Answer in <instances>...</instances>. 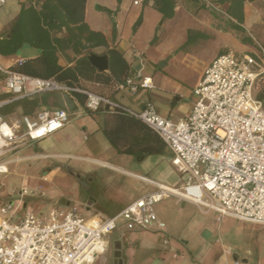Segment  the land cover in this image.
<instances>
[{
  "label": "crops",
  "instance_id": "crops-1",
  "mask_svg": "<svg viewBox=\"0 0 264 264\" xmlns=\"http://www.w3.org/2000/svg\"><path fill=\"white\" fill-rule=\"evenodd\" d=\"M173 1V16L168 19L159 11L157 0H86L83 22L66 20L67 25L50 31L52 39L58 41L54 44L57 65L72 71L76 79L74 87L58 82L107 97L136 111L144 110L151 103L160 116L175 123L187 118L195 103L194 90L216 58L228 53L240 57L262 54L264 0H246L240 23L229 15L231 4L228 2ZM208 2L217 5L220 11L211 9ZM43 3L44 0H7L0 12V38H10L11 28L23 8L41 10ZM114 48L129 65L126 79L140 73L142 78H151L153 88L133 93L124 87L126 79L119 82L111 77L108 51ZM136 53L141 59L135 57ZM91 55L107 56L109 69L98 70L90 62ZM41 56V49L25 44L14 56H0V64L14 68L22 61L37 60ZM190 67L195 68L196 76L189 83L180 73ZM1 91L8 93L4 87ZM73 93L78 92L37 94L38 107L29 117L58 109L68 112L70 123L47 139L35 142L33 157L55 160L53 167L43 171H47L49 181L66 171L95 187L96 190L90 189L96 193L79 201L77 208L83 215L114 218L136 200L155 192L156 187L141 181V177L166 187L182 184L184 176L173 165V154L158 135L140 123H121L108 107L88 110L86 96ZM3 117L12 124L20 122L24 114L19 107L15 113ZM107 131L116 132L119 146L134 152L154 151L157 138L158 152L142 158L122 153L110 141ZM173 199L174 205L182 209L176 217V227L167 231L168 247L164 243L162 247L158 245L155 238L160 236L163 242L162 235L147 231L111 236V242L126 238L132 243V264H161L158 260L165 261V252L171 250V243L180 250L173 253L178 254L177 258L172 254L174 259L185 253L191 258L181 264H224L228 250L232 252L230 257L240 260L241 264H264V226L233 218L218 223L217 214H203L192 203ZM194 218L199 220L198 224H193ZM107 257L103 258L105 264ZM171 264L174 263L171 261Z\"/></svg>",
  "mask_w": 264,
  "mask_h": 264
},
{
  "label": "built area",
  "instance_id": "built-area-1",
  "mask_svg": "<svg viewBox=\"0 0 264 264\" xmlns=\"http://www.w3.org/2000/svg\"><path fill=\"white\" fill-rule=\"evenodd\" d=\"M6 2L0 0V12ZM208 6L220 11L212 2ZM135 57L141 59L139 53ZM0 74L5 90L14 97L78 92L86 96L88 110L108 107L134 116L166 144L173 154V165L184 176L176 187L141 177L156 191L136 200L114 218H86L76 207L55 208L48 216H38L26 209L23 199L34 193L22 186L13 193L18 196L16 205H0V264H96L108 253L111 236L121 227L130 232L160 234L168 247L166 224L160 221L155 206L169 198L215 213L219 222L233 218L264 226V103L256 96L264 80V50L260 56L228 53L216 58L194 90L191 114L177 123L160 116L151 103L136 111L107 97L54 79L27 76L1 64ZM124 87L133 93L153 88L151 78H142L140 73L127 78ZM69 123L70 116L64 109L44 112L36 118L24 116L12 124L0 115V175L8 174L6 157L21 131L22 137L40 142ZM231 255V250L225 252L224 264H241Z\"/></svg>",
  "mask_w": 264,
  "mask_h": 264
},
{
  "label": "trees",
  "instance_id": "trees-1",
  "mask_svg": "<svg viewBox=\"0 0 264 264\" xmlns=\"http://www.w3.org/2000/svg\"><path fill=\"white\" fill-rule=\"evenodd\" d=\"M245 1L246 0H221V3L224 4L228 2L231 4L228 9V13L233 19L238 20L240 23L243 21V7ZM85 3L86 0H44L41 10L34 9V7L27 9L23 8L18 19L11 28L10 38H0V56H14L25 44L41 49L42 56L40 58L37 60L22 61L11 69L15 72L34 78L56 79L61 83L74 87L75 85L73 82H75L76 79L73 76V72L63 70L57 65L55 57L56 48L54 44L58 43V41L56 39H52L50 31L59 30L61 27L67 25L66 20L71 23L83 22ZM173 6V0H157V7L163 14L164 18L169 19L173 16ZM139 24L140 22L137 23L135 29L139 26ZM236 27L240 28L239 26ZM108 54L111 77L119 82H123L126 77H128L129 65L125 61L122 54L115 48L110 49ZM263 83L264 80L259 83L258 87ZM73 94H77L78 96V93ZM36 95L37 94L30 96L32 98L24 97L23 99L14 100L12 94L0 91V115H11L16 112L17 108L20 107L23 110L24 116H33L39 104V99ZM256 96L257 99L264 103V89L261 92L256 93ZM6 101L10 102L4 104ZM111 112L119 117L121 123H124L125 121L136 122L153 131L141 120L123 112L122 110L116 109ZM115 134L116 132L114 133V131H107V136L110 141L122 153L136 155L138 158H142L148 153L158 152L156 149L158 143L157 138H155L154 151L147 149V151L143 152H134L129 148L120 147Z\"/></svg>",
  "mask_w": 264,
  "mask_h": 264
},
{
  "label": "rangeland",
  "instance_id": "rangeland-1",
  "mask_svg": "<svg viewBox=\"0 0 264 264\" xmlns=\"http://www.w3.org/2000/svg\"><path fill=\"white\" fill-rule=\"evenodd\" d=\"M182 70L183 73H180L181 77L189 83L192 82L196 76L195 68L190 67ZM2 87H4V76L0 74V91ZM263 89L264 83L258 87L257 93L261 92ZM23 133L24 131L20 132L17 143L10 148V152L6 157V160L9 162L8 174L0 175V204L8 202L16 205L18 203V196L13 193H17L22 186L26 185L29 190L34 193L23 199L27 206V210L38 216H48L55 208H77L79 207L80 200L91 197L93 195L92 192L96 193V191H94L96 190L95 187H91L89 181L85 183L78 177L71 176L66 171H63L57 177L49 181V178H47V171H43L49 167H53L55 160L52 158L36 160L33 157L35 154V142H31L26 137H22ZM39 148L42 147L39 146ZM90 188L94 190L92 191ZM196 207L201 213L209 214L204 208L200 209L198 206ZM155 209L166 224V232H170L173 226L174 228L176 227L178 220L176 217L179 212H181L180 209L182 208L174 205L173 198L166 199L157 204ZM84 216L90 218L89 214H84ZM211 217L213 218V215H211ZM193 221H195L193 224L199 223L197 218H194ZM218 223L220 222L218 221ZM115 233L116 236H119L127 234L128 231L125 227H121ZM133 233L138 232L136 231ZM155 239L158 245L162 247L163 242L162 239L160 240V236H156ZM132 246V243L126 240V238L116 241L113 240L108 253L104 256H108L106 264H114L116 262H119L118 264H132ZM178 249L174 248L173 243H171V250L165 252V255L167 254L165 261L162 259L158 261L161 262V264L164 262L165 264H171V261L174 264H181L183 261H190L191 258L188 253L182 256L180 255L179 259H174L172 254L180 252ZM104 257L100 258L96 264H105Z\"/></svg>",
  "mask_w": 264,
  "mask_h": 264
},
{
  "label": "water",
  "instance_id": "water-1",
  "mask_svg": "<svg viewBox=\"0 0 264 264\" xmlns=\"http://www.w3.org/2000/svg\"><path fill=\"white\" fill-rule=\"evenodd\" d=\"M90 62L102 72L109 69V60L107 56L91 55Z\"/></svg>",
  "mask_w": 264,
  "mask_h": 264
},
{
  "label": "flooded vegetation",
  "instance_id": "flooded-vegetation-1",
  "mask_svg": "<svg viewBox=\"0 0 264 264\" xmlns=\"http://www.w3.org/2000/svg\"><path fill=\"white\" fill-rule=\"evenodd\" d=\"M119 262H116V263H114V264H118Z\"/></svg>",
  "mask_w": 264,
  "mask_h": 264
}]
</instances>
